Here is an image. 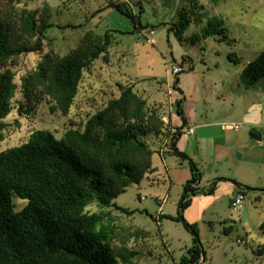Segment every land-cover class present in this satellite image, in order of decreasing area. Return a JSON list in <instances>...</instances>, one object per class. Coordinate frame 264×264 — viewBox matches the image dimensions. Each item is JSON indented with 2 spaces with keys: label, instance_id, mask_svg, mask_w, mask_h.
<instances>
[{
  "label": "trees",
  "instance_id": "16d2710c",
  "mask_svg": "<svg viewBox=\"0 0 264 264\" xmlns=\"http://www.w3.org/2000/svg\"><path fill=\"white\" fill-rule=\"evenodd\" d=\"M107 6L127 17L135 29L148 28L140 20L141 8L135 13L128 2L121 0L111 1ZM192 8L203 9V5ZM50 15L47 7L39 14L35 9H22L16 18L10 19L0 9V141L2 120L15 107L21 114H31L38 105L46 103L51 112L57 110L67 115L84 72L108 53L110 29L103 35L85 30L77 44L62 54L52 49L43 52L47 32L59 27L49 22ZM181 15L174 30L179 41L189 23L188 12ZM209 24L218 27L221 21H209ZM223 30V27L213 31L204 29L202 37L218 34L221 35L218 41H233ZM17 31L21 32V39L15 37ZM32 52L39 54L37 63L16 81L11 66L16 64L18 56ZM185 61H189L191 69V59L182 57V63ZM179 68L181 72L182 67ZM262 78L264 50L243 66L240 83L249 88ZM173 87L182 94L178 87ZM117 88L116 96L109 97L77 127L66 129L61 136L37 128L23 142L0 150V264L129 263L138 253L129 245L130 239H145L149 233L117 223L112 200L154 170V151L146 140L149 136L165 135V152L175 156L179 164L186 161L190 171L182 186L177 216L158 214L159 220L161 216L182 220L194 235L186 249L187 255L181 257L179 264H197L206 259L196 224L182 216L193 196L213 194L219 181H231L244 195L264 191V187H250L227 177L214 178L207 186L200 187L202 171L176 145L186 122L183 98L173 103L182 124L172 131L133 84L117 83ZM18 92L20 95L16 97ZM14 198L26 203L16 210ZM90 205H96L98 210L89 211ZM115 207L128 214L134 212Z\"/></svg>",
  "mask_w": 264,
  "mask_h": 264
},
{
  "label": "rangeland",
  "instance_id": "374dc122",
  "mask_svg": "<svg viewBox=\"0 0 264 264\" xmlns=\"http://www.w3.org/2000/svg\"><path fill=\"white\" fill-rule=\"evenodd\" d=\"M111 1L115 0H0L1 13L10 19L16 18L22 9H35L39 14L47 7L51 14L49 22L59 27L47 32L43 52L50 49L59 54L66 52L88 29L99 35L111 30L108 53L95 60L84 72L69 113L51 112L46 103L38 105L31 114H21L16 107L13 108L2 120L0 150L23 142L37 128L49 129L59 137L66 129L77 127L109 97L118 94L117 83L133 84L147 103L155 106L161 116H170L174 125L179 120L182 122L175 113L174 101L183 98L184 106L187 97L186 105H191L193 88L200 83L201 92L207 91L208 96L198 97L205 98L207 103H202L203 107L217 117L225 111V107H229L228 102L218 101L217 93L221 91L219 78L230 75L238 66L245 65L264 50V0H121L128 2L135 13L141 8L140 20L148 24V28L141 30L135 29L120 12L108 7ZM198 4L203 5V9L192 8V5ZM184 11L189 14V23L179 41L174 30ZM214 20H220L221 26L209 24ZM68 24L80 27H65ZM221 27L224 28L222 32L233 41H218L221 36L218 34L202 37L204 29L213 31ZM15 37L21 39V32L17 31ZM229 53L231 58H228ZM185 56L191 59V69L189 61L182 63ZM38 58L39 54L33 52L16 58V64L11 66L16 73V81L35 66ZM173 65L182 67L177 76L171 73ZM173 85L184 88L185 94L175 93ZM258 85L254 90L244 89V98L239 92V103L237 99L234 101L237 112L241 110L242 99L248 106L254 98L253 92L264 89V80ZM19 95L18 92L16 97ZM188 109L191 110L190 107ZM255 112L256 107L250 109V116L253 117ZM165 124L168 129V123ZM224 124L242 127L235 120L225 121ZM157 137H146L154 151L152 160L157 169L144 175L139 183L130 184L112 200L115 204L112 213L117 223L142 228L149 233L145 239H130L129 245L138 253L127 264H179L194 238L182 220L168 216H161L159 220V206L164 197L167 199V204L164 203L166 215L177 216L181 192L178 197L176 180L178 173L189 168L186 161L178 166L180 171L169 192L168 171L158 153L167 138L163 134L155 139ZM164 149L167 150V147L164 146ZM165 153L170 173H173L171 166L178 159ZM205 182L203 180L202 184ZM13 202L16 210L26 203L20 198H14ZM116 205L134 212H122ZM87 208L89 211L98 210L96 205ZM182 216L196 224L198 239L205 251V261L197 264H264V195L256 201L252 196H246L241 209L233 212L227 196L198 194L193 196Z\"/></svg>",
  "mask_w": 264,
  "mask_h": 264
},
{
  "label": "crops",
  "instance_id": "0c3cea01",
  "mask_svg": "<svg viewBox=\"0 0 264 264\" xmlns=\"http://www.w3.org/2000/svg\"><path fill=\"white\" fill-rule=\"evenodd\" d=\"M243 66H238L230 75L219 78L218 82L221 91L217 93L218 101L219 103H229V107L224 109V114L221 113V115L216 117L214 112H209L203 107L202 103H207L204 97L208 96V93L207 91L201 92L200 83L193 88V96H190L191 105H186L187 97L184 95L186 98L183 110L186 122L181 129L176 145L198 166L202 167V178L200 181V186L202 187L207 186L217 177L235 179L250 187H264V89L261 88V90L253 92L254 96H252L254 98L248 106L244 105V100L242 99V107L239 112L236 111L234 106L236 99V102H238L239 92L240 97L244 98L243 90L250 88L254 90L257 86H260L258 83L263 81L264 78L258 80L251 87L244 88L240 83V73ZM226 72H228V69ZM179 89L185 94L184 88L179 87ZM199 95L204 97L200 98L198 97ZM189 107L191 110L188 109ZM254 107H256L257 112L251 117L249 110ZM162 118L165 123H168L169 129L172 131L182 124L180 120L177 125L172 124L170 116L167 115L162 116ZM234 120L242 125L237 131L233 130L232 125L234 124H224L225 121ZM188 128H192L193 132L188 133ZM161 135L155 139L161 138ZM259 135L260 138L255 139ZM158 153L165 169L168 171L169 192L175 184V177L179 174L176 180L179 197L183 184L190 176L189 169L178 173L180 171L178 166H182V164H179L176 160L171 166L173 173H170L164 146L161 145ZM153 168L155 170L157 166H153ZM203 180L206 181L204 184H202ZM179 187H181L180 190ZM236 192H238V189L231 181H219L211 195L227 196L229 205L231 196ZM248 195L252 196L256 201L261 195H264V191H251L245 194V197ZM178 200L179 198L176 201L178 202ZM164 203L167 204L165 197L160 202L159 209L162 213L167 214L164 211L166 206Z\"/></svg>",
  "mask_w": 264,
  "mask_h": 264
},
{
  "label": "built area",
  "instance_id": "2783aa9c",
  "mask_svg": "<svg viewBox=\"0 0 264 264\" xmlns=\"http://www.w3.org/2000/svg\"><path fill=\"white\" fill-rule=\"evenodd\" d=\"M179 70H180L179 67L173 66L172 69H171V73L172 74H176V73L179 72ZM175 93H177V91H175ZM232 127L234 129H238L239 125L234 124V125H232ZM187 132L188 133H192L193 129L192 128H188ZM244 199H245V195L242 192L238 191V192L234 193L231 196V198H230V204L229 205H230L231 210L233 212H238L241 209L242 205H243ZM159 213L162 214V211L160 210Z\"/></svg>",
  "mask_w": 264,
  "mask_h": 264
},
{
  "label": "water",
  "instance_id": "95a60500",
  "mask_svg": "<svg viewBox=\"0 0 264 264\" xmlns=\"http://www.w3.org/2000/svg\"><path fill=\"white\" fill-rule=\"evenodd\" d=\"M260 138V135H259V137H255V139H259Z\"/></svg>",
  "mask_w": 264,
  "mask_h": 264
}]
</instances>
